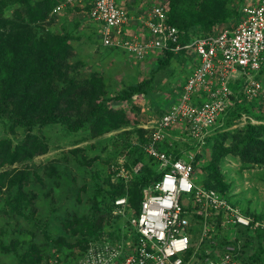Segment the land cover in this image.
<instances>
[{
	"label": "rangeland",
	"instance_id": "rangeland-1",
	"mask_svg": "<svg viewBox=\"0 0 264 264\" xmlns=\"http://www.w3.org/2000/svg\"><path fill=\"white\" fill-rule=\"evenodd\" d=\"M143 1L145 5L141 11L147 10L154 3L164 4L168 8L171 4V0ZM194 1L196 0H189L186 5L183 2L178 4L186 8ZM256 1L230 0V6L237 9L240 3ZM117 2L120 3V0ZM19 5L20 2L17 0H7L4 5L5 17L14 18V10ZM87 6V0L73 5L67 3L60 12L54 13L48 22L46 20L50 26L49 30L41 27L36 29L42 35L43 41L47 39L49 33L58 36L59 39L66 37L70 44L67 63L71 71L77 66L86 77L93 73L97 74L96 76L101 79L102 88L110 96L107 104L122 111L125 122L121 128L98 137H90L88 129L71 132L61 123L36 127L34 132L49 146L47 151L43 153L33 151L29 157L0 166V175L4 174V171L29 172V181L21 188L19 198L15 199L9 194L15 188L9 190L6 183L0 189V264H20L19 255L34 246L41 253L48 254L54 246L52 240L57 236L68 237L69 241H74L71 227L66 225V221L73 214L82 215L88 211L93 194L98 193L97 181L107 186L105 177L108 176L113 183L123 180L127 187L131 186V180L135 174L142 171L143 166L141 160L132 165L129 144L139 140L142 133L147 135L153 120L158 119L172 98L176 99L183 81L193 69L194 59H186L185 52L173 54L170 56L171 61L161 67L158 64L162 58H167L165 53H152L145 59H139L121 48L103 46L100 24L88 17ZM234 16L224 21L217 18L207 26L203 24L202 33L181 28L183 38L205 32L214 34L223 26L235 22ZM28 19L29 13H23L20 22H26ZM138 25L142 26L139 21ZM263 69L264 67L253 73L262 82V88L253 95H246L243 90L245 75L239 71L235 72L231 79L232 100L227 108L232 107L233 113L240 106L243 107L240 108L238 117L233 120L234 123L228 127L230 131L214 140L215 144L214 142L207 146L197 144L198 152L194 149L188 150L193 156L201 154L195 166V175L199 177V183L204 184L210 173L205 165L212 159L214 146L217 145L215 150L221 152L218 163L226 183L227 198L237 203L243 210L248 209L256 214L264 213V165L258 162L245 163L239 153L226 148H232L236 132L247 129L250 124H264ZM144 130L147 131L145 134ZM171 133L175 134L174 140L186 142L189 139L185 134ZM25 134L26 130L23 131L22 128L13 132L0 122V140L4 136L10 137L14 146L25 141ZM73 149H77L76 155ZM52 166H55V172H51ZM99 170L101 172L98 175ZM146 188L148 187L143 189L144 192ZM123 197L127 201L126 196L118 198ZM183 199L190 200L192 205L190 194H183ZM117 212L127 221L134 216L135 209L126 202L125 205L115 207L114 213ZM130 227L125 226L122 232L125 231L126 234L120 239L101 238L95 242L108 244L127 242L130 240ZM206 238L207 236H204L203 240ZM73 247L76 254L80 252L81 248L78 245ZM222 250L217 247L214 252ZM246 251L252 252L253 247ZM81 256L76 255L72 264H80ZM46 259L43 258L40 264H53L55 257Z\"/></svg>",
	"mask_w": 264,
	"mask_h": 264
},
{
	"label": "trees",
	"instance_id": "trees-1",
	"mask_svg": "<svg viewBox=\"0 0 264 264\" xmlns=\"http://www.w3.org/2000/svg\"><path fill=\"white\" fill-rule=\"evenodd\" d=\"M17 1L20 5L14 10L15 17L6 18L4 5L7 0H0V122L13 132L22 128L23 131L26 130V134L25 141L14 146L12 138L7 136L1 138L0 166L29 157L33 151L36 153L47 151L49 146L38 138L37 133L34 132L36 127L61 123L71 132L88 129L90 137H98L121 128L122 123L125 122L123 112L107 104L110 96L102 88L101 79L96 76L97 74L93 73L86 77L77 66H74L71 71L67 63L70 44L66 37L59 39L58 36L49 33L47 39L43 41L42 35L36 29V27L50 29L46 20L48 22L54 16L52 11L61 0ZM188 1L171 0L167 10L170 22L180 29H193L194 33H202L203 24L210 25L217 18L224 21L235 15L234 17L238 19L240 7L243 4L240 3L237 9L230 6V0H196L189 3L186 8L178 4L183 2L186 5ZM26 12L29 13V19L21 23L20 19ZM208 33L210 32L203 34ZM190 37H185L183 41H187ZM181 53L186 55V59L193 60L185 50ZM165 54L167 58H162L158 66L168 64L171 61L170 56L176 53L168 50ZM241 107L243 106L233 113V108H228L221 116L219 124L214 126L205 138L203 145L190 138L191 135H188L185 130L182 131L177 127L171 132L188 135L189 139L186 142L174 140L175 134L172 133L169 139L160 143V148L173 152L177 158L184 155V150L194 149L198 152L197 144L211 145L214 140L220 138V135L230 131L228 127L234 123L235 117H238ZM247 127L234 134L231 149L223 148L239 153L245 163L258 162L264 165V124H250ZM146 132L144 130V134ZM147 141L148 135L145 136L142 133L139 140L129 144L132 165L141 160L143 166L142 171L135 174L134 179L131 180V186L127 187L123 180L113 183L110 178H107L108 176L105 177L107 186L97 181L98 193L93 194L88 211L82 215L73 214L66 221V225L71 227V236L75 240L69 241L68 237L57 236L55 240H52L54 250L52 249L48 254L41 253L35 246L27 249L19 255L20 264H40L43 258L49 260L52 257H55L60 264H72L73 258L76 255L81 256L88 249L90 242L101 238L120 239L126 234L125 231L122 232L125 226H131L130 232L128 230L129 238L137 239L139 233L129 222L131 218L127 221L123 220V215L114 213V209L120 206L115 200L126 196L127 204L135 209L134 215H139L144 198L143 189L151 186L162 175L158 162L145 152L144 146ZM216 146H214L215 152L212 159L205 165L210 171L207 182L199 183V177L196 175L194 181L205 187H213L227 197L226 183L218 163L221 152L215 150ZM73 150L76 155L77 149ZM200 155L198 153L194 156L195 166L199 162ZM55 171V166H52L51 172ZM99 172L101 171H98V175ZM28 181V170H16L12 173L4 171V174L0 175V189L5 183L9 190L15 188L9 194L17 199L21 195L24 183ZM233 204L238 206L237 203ZM241 210L255 219H264V213L256 214L242 208ZM210 221L214 225L209 226L207 238L199 243L197 248L195 243L199 241L203 232L205 218L201 215H195L192 218L189 231L193 244L185 256V261L192 255L201 260H205L207 256L214 257L215 248L223 249L226 244L235 243L239 246V257L242 258L243 264H264V229H253L252 226L230 222L221 225V215L214 216ZM74 245L81 248L77 254L73 249ZM249 247H253L252 252L246 251Z\"/></svg>",
	"mask_w": 264,
	"mask_h": 264
},
{
	"label": "built area",
	"instance_id": "built-area-1",
	"mask_svg": "<svg viewBox=\"0 0 264 264\" xmlns=\"http://www.w3.org/2000/svg\"><path fill=\"white\" fill-rule=\"evenodd\" d=\"M83 1L61 0L52 13L60 12L67 3ZM87 1L91 4L88 17L100 24L103 46L121 48L139 59L152 53L185 50L194 59V66L176 99L148 128L144 147L158 162L162 175L145 189L140 213L131 217L139 233L137 239L117 244L92 241L80 264H243L235 243L215 251L214 257L201 260L192 255L185 261L193 244L189 227L195 215L205 218L199 243L208 236L214 216H222V225L238 223L253 229H264V219L244 214L217 189L196 184L193 154L184 150V155L177 158L173 152L160 148V143L179 127L203 145L232 100L231 79L235 72L245 75L246 95L256 94L262 88V82L253 73L264 66V0L245 2L235 22L214 34L192 35L187 41H183L182 30L170 22L164 4H153L146 15L139 17L142 29L138 34L126 33L130 14L117 0ZM183 194L191 195L192 205L190 200L183 199ZM126 202L124 197L116 199L120 206ZM52 263L60 264L56 259Z\"/></svg>",
	"mask_w": 264,
	"mask_h": 264
},
{
	"label": "crops",
	"instance_id": "crops-1",
	"mask_svg": "<svg viewBox=\"0 0 264 264\" xmlns=\"http://www.w3.org/2000/svg\"><path fill=\"white\" fill-rule=\"evenodd\" d=\"M142 2L144 3L143 0H120L119 4L123 5L128 10V12L130 14V19H129L130 21L125 26L126 33H129V32H133V33L137 32L138 34L141 33L142 26L138 25V21H140L139 17L146 15L149 12V9H150V8H148L147 10L141 11V9L144 8V5H145ZM154 4H156V3H154ZM90 7H91V4L88 2L87 8L89 9ZM171 100L173 101L174 98H172Z\"/></svg>",
	"mask_w": 264,
	"mask_h": 264
}]
</instances>
